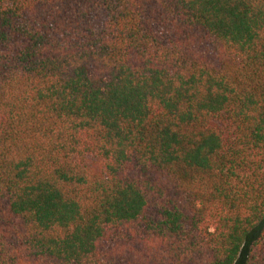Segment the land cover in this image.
<instances>
[{
	"label": "trees",
	"instance_id": "obj_1",
	"mask_svg": "<svg viewBox=\"0 0 264 264\" xmlns=\"http://www.w3.org/2000/svg\"><path fill=\"white\" fill-rule=\"evenodd\" d=\"M239 260L264 264V0H0V264Z\"/></svg>",
	"mask_w": 264,
	"mask_h": 264
},
{
	"label": "rangeland",
	"instance_id": "obj_2",
	"mask_svg": "<svg viewBox=\"0 0 264 264\" xmlns=\"http://www.w3.org/2000/svg\"><path fill=\"white\" fill-rule=\"evenodd\" d=\"M257 234H259V231H257V230H256V231H254V232L252 233V235H251V238H250V239L253 241V239H254V238H256ZM238 264H242V261H241V260H239V261H238Z\"/></svg>",
	"mask_w": 264,
	"mask_h": 264
}]
</instances>
